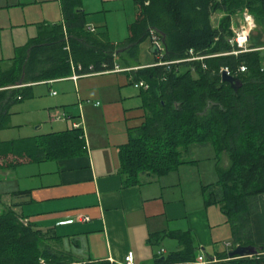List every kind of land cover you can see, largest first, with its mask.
<instances>
[{
  "label": "trees",
  "instance_id": "obj_1",
  "mask_svg": "<svg viewBox=\"0 0 264 264\" xmlns=\"http://www.w3.org/2000/svg\"><path fill=\"white\" fill-rule=\"evenodd\" d=\"M132 1L136 17L128 25V36L113 43L106 34L86 28L81 0H61L64 22L43 28L16 48L8 68L0 67V130L9 123L10 106L32 95L31 85L24 83L60 76L71 66L80 65L81 72L111 69L122 49L136 59L141 42L164 39L165 48L154 65L132 70L137 82L147 84L143 91L147 115L119 148V173L126 185L136 184L143 174L158 176L191 162L186 158L193 146L212 144L218 180L204 186L205 204H217L227 216L232 249L237 245L257 249L244 257L217 252L213 264H264V243L253 240L251 225L264 193V49L241 51L230 41L237 12L247 10L264 26V0ZM217 13L222 15L214 24ZM241 65L246 66L244 71ZM224 68L241 79L237 91L222 80ZM48 136L57 156L86 152L79 127ZM24 153L36 159L46 155L36 139L0 141L6 165L19 162ZM222 154L227 155L226 166L220 164ZM24 219L11 207L0 212V264H115L83 263L56 251L45 232ZM166 237L175 239L178 248L156 253L155 264H209L197 261L198 247L189 230L152 234L148 241Z\"/></svg>",
  "mask_w": 264,
  "mask_h": 264
},
{
  "label": "crops",
  "instance_id": "obj_2",
  "mask_svg": "<svg viewBox=\"0 0 264 264\" xmlns=\"http://www.w3.org/2000/svg\"><path fill=\"white\" fill-rule=\"evenodd\" d=\"M80 4L88 30L106 34L113 43L128 36V25L136 17L132 0H81ZM239 13L232 16L231 30ZM215 15L218 20L222 13ZM63 22L61 0H0V67L8 68L16 48L43 28ZM117 29L122 38L112 37ZM152 44L149 39L141 42L136 59L122 49L111 69L80 72L74 79L76 70L71 66L60 76L24 83L31 85L32 95L10 106L9 123L0 130V141L36 139L46 152L37 159L24 153L11 166L0 157V212L11 207L42 229L54 250L83 263L123 264L132 251L135 264H155L156 253L175 250L178 242L170 237L159 242L148 238L171 230L191 231L197 254L209 264L217 252L232 249L227 216L217 204L207 206L204 201V186L218 180L206 177L217 173L212 144L193 146L186 158L191 162L166 174H143L136 184L126 185L119 173V148L147 115L145 88L135 86L132 70L157 62L161 55L150 51ZM247 44L254 45L249 40ZM75 123L82 130L86 152L57 156L46 141L48 135L78 128ZM207 147L210 156H195ZM210 158L214 163L203 169L201 161ZM224 164L228 165L227 159ZM259 204L251 216L252 236L256 243H264V193Z\"/></svg>",
  "mask_w": 264,
  "mask_h": 264
},
{
  "label": "rangeland",
  "instance_id": "obj_3",
  "mask_svg": "<svg viewBox=\"0 0 264 264\" xmlns=\"http://www.w3.org/2000/svg\"><path fill=\"white\" fill-rule=\"evenodd\" d=\"M247 10H242L240 11V13L238 15L235 16L234 19H238L237 22V26H235V29L232 30V36L231 39L234 41V39L236 38V34L238 31H240V28L243 27L244 29L248 30L250 26L254 25V27H252L249 30V44H254V45H258V44H263L264 43V26H259L258 22L256 20V18L251 15ZM217 17L218 15H214L213 18V22H217ZM116 36H112L113 38H122L123 35H119L118 37V29L116 31ZM112 38V39H113ZM262 56L264 55V51L262 50L261 52ZM262 63H264V58L262 59ZM212 150L210 148H203L201 150H197V152H195V156L199 157V158H206L208 156H210V152ZM214 154V153H213ZM227 159V155H222L220 158V164H222V166H226L224 163L226 162ZM202 164V168L203 169H208V166H210V163H214L213 162V158H210L208 160H202L201 161ZM212 176L215 178L218 177V174H212V173H208L206 174V177H210L208 180H210L212 178ZM215 220H218V218L216 216H214ZM232 241V239H231Z\"/></svg>",
  "mask_w": 264,
  "mask_h": 264
},
{
  "label": "built area",
  "instance_id": "obj_4",
  "mask_svg": "<svg viewBox=\"0 0 264 264\" xmlns=\"http://www.w3.org/2000/svg\"><path fill=\"white\" fill-rule=\"evenodd\" d=\"M251 16V15H249ZM254 27V25L250 26L248 30L244 29L243 27L240 28V31L237 32L236 34V38L234 39V41L231 39L230 41L235 43L238 47L241 48V51H248V50H259V49H264V46L262 47H249L248 46V40H249V30ZM92 30L94 28H91ZM159 43V42H158ZM115 68H118V67H115ZM73 69H75L76 71H74V74H73V78H77L78 76H80V72H81V69L82 67L80 65H78L77 67H73ZM246 69V66L245 65H241L240 66V71H244ZM224 70H226L228 73L229 70L227 68H224ZM135 86L137 87H143V88H146L147 87V84L144 82V81H139V82H136L135 83ZM75 127H78L79 124L78 123H75L73 124ZM80 218V217H79ZM88 217H81V219H87ZM25 221H27L28 219L25 218L24 219ZM197 261L200 262V263H207V261L204 259V256L202 255H198L197 256ZM44 264V262H42ZM123 264H135L134 262V257H133V252L132 251H128L124 257V260H123Z\"/></svg>",
  "mask_w": 264,
  "mask_h": 264
},
{
  "label": "water",
  "instance_id": "obj_5",
  "mask_svg": "<svg viewBox=\"0 0 264 264\" xmlns=\"http://www.w3.org/2000/svg\"><path fill=\"white\" fill-rule=\"evenodd\" d=\"M161 44L165 48L164 39L161 41ZM161 50H162L161 45L157 41L153 42L150 48V51L153 54H159ZM221 77L223 81L228 82L233 87V89L237 91L238 87L241 84V79L239 77L228 73L226 70H222ZM256 253H257V249L252 245H237L236 247H234L232 250L228 252V255L230 257L232 256L244 257V256H251ZM161 258H164V257H161Z\"/></svg>",
  "mask_w": 264,
  "mask_h": 264
},
{
  "label": "bare ground",
  "instance_id": "obj_6",
  "mask_svg": "<svg viewBox=\"0 0 264 264\" xmlns=\"http://www.w3.org/2000/svg\"><path fill=\"white\" fill-rule=\"evenodd\" d=\"M148 88V87H147Z\"/></svg>",
  "mask_w": 264,
  "mask_h": 264
}]
</instances>
